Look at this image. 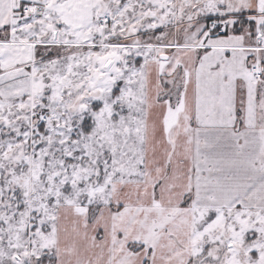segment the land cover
Instances as JSON below:
<instances>
[{
    "label": "snow or ice",
    "instance_id": "obj_1",
    "mask_svg": "<svg viewBox=\"0 0 264 264\" xmlns=\"http://www.w3.org/2000/svg\"><path fill=\"white\" fill-rule=\"evenodd\" d=\"M0 264H264V0H0Z\"/></svg>",
    "mask_w": 264,
    "mask_h": 264
}]
</instances>
